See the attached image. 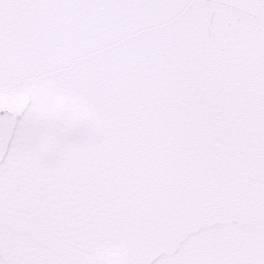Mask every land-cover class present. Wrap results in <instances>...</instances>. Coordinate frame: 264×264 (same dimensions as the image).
Masks as SVG:
<instances>
[{
  "label": "snow or ice",
  "instance_id": "6c2138e0",
  "mask_svg": "<svg viewBox=\"0 0 264 264\" xmlns=\"http://www.w3.org/2000/svg\"><path fill=\"white\" fill-rule=\"evenodd\" d=\"M10 78L20 116L70 89L95 187L59 242L35 227L13 239L0 157V264H160L137 232L145 203L217 133L243 156L232 178L256 218L219 264H264V0H0V112Z\"/></svg>",
  "mask_w": 264,
  "mask_h": 264
},
{
  "label": "water",
  "instance_id": "95a60500",
  "mask_svg": "<svg viewBox=\"0 0 264 264\" xmlns=\"http://www.w3.org/2000/svg\"><path fill=\"white\" fill-rule=\"evenodd\" d=\"M136 15L154 13H124L121 23L127 25ZM15 86L10 78L2 105L9 109L0 112L7 130L0 145L5 224L13 239L35 227L42 229L44 243L59 242L76 223L82 193L95 187L82 155L87 140L62 117L70 89L55 99L36 95L20 116L23 105H18ZM206 143L212 147L190 146L179 169L155 185L138 221L140 243L148 258L160 264H219L236 239L255 227L249 194L232 178V168L243 156L231 152L222 133ZM21 215L30 223L22 226Z\"/></svg>",
  "mask_w": 264,
  "mask_h": 264
}]
</instances>
